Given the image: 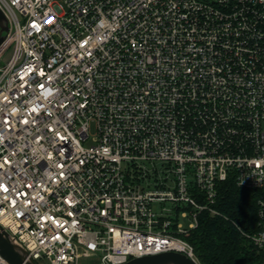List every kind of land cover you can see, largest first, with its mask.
I'll use <instances>...</instances> for the list:
<instances>
[{
	"label": "built area",
	"instance_id": "2783aa9c",
	"mask_svg": "<svg viewBox=\"0 0 264 264\" xmlns=\"http://www.w3.org/2000/svg\"><path fill=\"white\" fill-rule=\"evenodd\" d=\"M0 11V226L29 258L198 262L187 238L203 213L229 220L217 209L229 179L259 193L256 231L232 223L264 249V0Z\"/></svg>",
	"mask_w": 264,
	"mask_h": 264
},
{
	"label": "trees",
	"instance_id": "16d2710c",
	"mask_svg": "<svg viewBox=\"0 0 264 264\" xmlns=\"http://www.w3.org/2000/svg\"><path fill=\"white\" fill-rule=\"evenodd\" d=\"M258 198V192L239 188L231 179L220 183L217 209L229 220L203 213L187 238L199 264H264V249L257 251L232 223L256 231Z\"/></svg>",
	"mask_w": 264,
	"mask_h": 264
},
{
	"label": "water",
	"instance_id": "95a60500",
	"mask_svg": "<svg viewBox=\"0 0 264 264\" xmlns=\"http://www.w3.org/2000/svg\"><path fill=\"white\" fill-rule=\"evenodd\" d=\"M8 30L7 21L0 11V45ZM0 254L10 264H37L29 258L26 248L0 226ZM123 264H199L183 253L176 251L134 257Z\"/></svg>",
	"mask_w": 264,
	"mask_h": 264
},
{
	"label": "rangeland",
	"instance_id": "374dc122",
	"mask_svg": "<svg viewBox=\"0 0 264 264\" xmlns=\"http://www.w3.org/2000/svg\"><path fill=\"white\" fill-rule=\"evenodd\" d=\"M95 133H96L95 124H92V126H91V130H90V136L93 137V136L95 135ZM91 144H92V142H91V138H90V140H89V142L86 144V146H89V145H91ZM185 224H188V222L185 221ZM81 264H93V262H92L91 259H86V260H84Z\"/></svg>",
	"mask_w": 264,
	"mask_h": 264
}]
</instances>
